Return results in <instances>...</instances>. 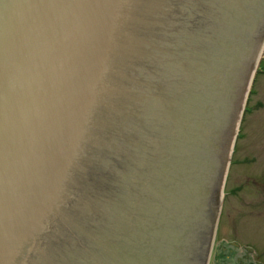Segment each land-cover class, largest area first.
I'll return each mask as SVG.
<instances>
[{"label": "water", "instance_id": "obj_1", "mask_svg": "<svg viewBox=\"0 0 264 264\" xmlns=\"http://www.w3.org/2000/svg\"><path fill=\"white\" fill-rule=\"evenodd\" d=\"M263 43L264 0H0V264H151L169 217L206 264Z\"/></svg>", "mask_w": 264, "mask_h": 264}, {"label": "rangeland", "instance_id": "obj_2", "mask_svg": "<svg viewBox=\"0 0 264 264\" xmlns=\"http://www.w3.org/2000/svg\"><path fill=\"white\" fill-rule=\"evenodd\" d=\"M259 68L225 184L219 228L220 241L257 242L264 250V57Z\"/></svg>", "mask_w": 264, "mask_h": 264}, {"label": "flooded vegetation", "instance_id": "obj_3", "mask_svg": "<svg viewBox=\"0 0 264 264\" xmlns=\"http://www.w3.org/2000/svg\"><path fill=\"white\" fill-rule=\"evenodd\" d=\"M210 264H264V250L235 241H220L212 252Z\"/></svg>", "mask_w": 264, "mask_h": 264}, {"label": "bare ground", "instance_id": "obj_4", "mask_svg": "<svg viewBox=\"0 0 264 264\" xmlns=\"http://www.w3.org/2000/svg\"><path fill=\"white\" fill-rule=\"evenodd\" d=\"M263 52H264V47H263V49L261 51L260 58L263 56Z\"/></svg>", "mask_w": 264, "mask_h": 264}]
</instances>
